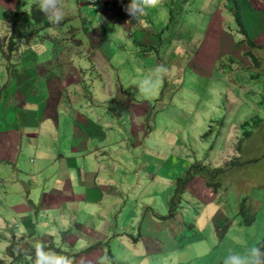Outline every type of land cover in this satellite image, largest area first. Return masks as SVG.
<instances>
[{
  "label": "rangeland",
  "instance_id": "obj_1",
  "mask_svg": "<svg viewBox=\"0 0 264 264\" xmlns=\"http://www.w3.org/2000/svg\"><path fill=\"white\" fill-rule=\"evenodd\" d=\"M218 1L166 0V17L160 6L156 7L154 13H148V17H143L142 11H137L132 16L125 11L129 1L126 5L119 4L118 8L116 4H105L103 0H60L63 22L53 23L43 12V15L35 20L36 15L31 13L32 8H39L35 0H0V109L3 110V105L16 109L14 115L11 110L8 113L5 111L0 113V157L10 150V161L3 159L0 162V181H2L0 182V201L4 205L21 204L20 209L27 208L35 230L44 233V226L48 228L45 233L51 230L57 231V225L61 219L55 211H48V216H43L41 213H36V217L34 215L39 206V195L50 191L44 183L58 175V166L55 162L41 161L40 150L34 153L29 152L21 145L22 140L19 138L21 120L17 114L21 106L16 103L22 96L32 98L38 94L37 80L39 78L34 68L55 74L66 68L85 69L87 78L79 77L77 84L67 88L63 80L58 81L63 92L61 103L64 97H72L69 101L70 104L74 103L71 110L79 111L83 103L79 99L86 98V102H90V99L100 100L105 98L106 92H111L108 89L98 90L94 84H91L90 79L99 78L96 71L109 70L112 67L121 79L113 76L116 81L113 92L120 87L127 90L126 94L120 91L121 95H130L133 99L146 102L148 109L144 113L148 112L153 105L156 109L163 110L165 131H172L174 138L172 143L178 144L186 154V156L178 155L174 153L175 151H171L170 157L174 155L188 160L183 168L172 171L176 174L171 194H174L176 177L192 174L185 184L193 178L198 179L190 183L189 193L193 198L185 196L187 191L184 187L178 196L174 208L179 212V219L173 215L163 218L173 234L177 236L179 243V234L185 238L186 243L180 245V249L191 243L202 246L203 244L226 245L225 253L230 255L229 258L232 250L233 256L251 258V247L264 236V46L260 45V48L254 43L255 46L251 48L252 54L260 59L259 65L254 64L251 57L244 54L248 48L247 44L243 53L239 54L238 62L242 66L231 65V61H227L230 65L225 62L224 65L229 66L230 70L226 71L225 81L221 83L220 89L213 83V79H211L212 86L216 87L209 88L208 79L203 76L211 78L212 74L205 68L197 70V73L202 76H194L197 79L191 78L190 70L187 68H194L191 64L193 60L203 58L205 63L211 64L218 58L222 61L226 54L236 53L239 49L240 45H232L226 41L225 36L232 38L234 30L238 31L230 8L233 7V3L244 2V0H221L219 3ZM217 4L223 10L218 16L222 17V23H226L221 34V43H212L211 39L205 37L201 41L193 40L196 28L191 23L193 19L189 14H194L196 8L206 7V14L213 16ZM238 6L243 8L244 15L249 13L247 3L246 6L243 3ZM144 7L146 6H142V10ZM250 15L255 22L259 21L258 14L250 13ZM142 17L147 24L140 26L143 29L138 31L141 32L132 34L137 21ZM119 18L121 21H118ZM148 21L153 25L151 26ZM147 26L156 30L158 37L166 36L165 44L161 42V39L159 41L154 39L153 33L146 28ZM254 31V29L250 30V32ZM243 37L246 41L249 36L243 35ZM162 43L165 45V57L162 55V50L157 54L155 52L160 50ZM133 49L137 51L138 57H141V53H146L142 56L147 57V62H151V58L154 59L156 68L152 74V77H155L152 86L149 85L150 81L144 85L143 81H139L137 85L125 84L124 79L128 76V69L131 66L138 68V61L132 55ZM100 53L108 56L109 61L99 56ZM4 66L7 68H3ZM248 72H250L248 82L237 79L238 75H248ZM256 73L259 77L251 78ZM186 76L189 77L188 80ZM21 78L26 81L24 82ZM52 78L53 75L48 80V85H53ZM148 78H150L149 74ZM225 84H233V94L236 87L246 91V93H243V90L237 92L235 100L228 98L226 91H223V100L231 115L224 112L226 105L221 103L222 99L219 95ZM25 85L29 86L24 92ZM82 89H86L87 92ZM111 98L113 97H106L105 101H108V105L114 103ZM201 101L205 103L202 104ZM121 104H123L122 101ZM132 108L136 106L131 105ZM208 108L210 111L204 113V110ZM124 109L126 110L125 105ZM243 109L248 110L247 116H250V119L236 123L232 119V117L238 118L234 112ZM255 117L262 119L258 125L254 122ZM201 119L205 121H200ZM7 125L11 127L5 129ZM244 129H249L251 133L242 134ZM55 136L56 133L48 138L46 143L50 142L51 145L52 138ZM50 153V150L44 151L42 157L50 156ZM30 155H34V162ZM196 160L205 164L208 171H193L190 164ZM214 168H222V171L217 172L213 170ZM210 175L214 176L211 178L213 181L220 182L217 190L207 184ZM10 181L20 182L22 190L7 184ZM28 190L35 192V197L31 198L34 202L29 200ZM244 196L248 198L249 211L255 215L254 222L250 225L243 223L248 219V213L237 214L242 201L240 199ZM252 199H257V202ZM163 200L166 204L169 198ZM159 205L151 202V207L155 210ZM3 217L10 220V217L17 218L18 214L11 210L5 212ZM197 217L201 219V223L195 224ZM182 220L189 226L182 224ZM130 233V230L126 232V234ZM46 235L48 238L53 237L46 243H55L54 239L58 237L55 234ZM18 236L20 238L24 235ZM58 239L62 243V235ZM19 240L11 242L19 244ZM25 240L30 247L43 245L37 244L35 240ZM243 242L245 245L247 243L250 245V248L245 247L244 252L239 246ZM231 243L233 246H230ZM44 246L48 247V253L45 252L48 255L57 254L54 248L64 249L61 245L52 243ZM3 250L0 256H5V249ZM15 252L18 253V250L15 249ZM31 258V252H29L17 255V260L20 259V262H10L7 259L4 262L26 264L32 262ZM56 260L65 261L61 257ZM211 260L212 256L209 255V261ZM195 262L198 261L192 260L190 264ZM119 263L123 264V262ZM39 264L42 263L39 262ZM67 264H75V262L71 260ZM198 264H204V262ZM223 264H234V262H223Z\"/></svg>",
  "mask_w": 264,
  "mask_h": 264
},
{
  "label": "crops",
  "instance_id": "obj_2",
  "mask_svg": "<svg viewBox=\"0 0 264 264\" xmlns=\"http://www.w3.org/2000/svg\"><path fill=\"white\" fill-rule=\"evenodd\" d=\"M121 1L123 0H103L105 4H116L118 8ZM236 3L238 5L243 3L245 6L246 3L248 4L249 13L244 15L243 8H240L248 36L259 47L260 45L264 46V0H244V2ZM159 6L164 10L163 14L166 17V0L154 7H144L143 17H148V13H154L156 7ZM219 12H223V10L217 4L213 16L206 14V7L196 8L194 14H189L193 19L191 23L196 28L193 40L201 41L205 37L211 39L212 43H221V34L226 23H222V17L218 16ZM250 13L258 14L259 21L255 22ZM119 15L121 16L120 12ZM143 17L137 21L132 34L141 32L138 31V29H143L140 26L147 24ZM118 21H121V18ZM60 22H63V19ZM146 28L151 30L154 39L157 41L161 39V42L165 44L166 36L160 38L157 36L156 30H152L149 26ZM252 29L255 31L250 32ZM225 37L226 41L232 45H240L236 53L226 54L222 61L218 58L211 64L205 63L203 58L193 60L191 64L195 69L187 66L193 79H197L194 76H202L197 73V70L205 68L209 71L212 74L211 78L203 76L208 79L209 88L212 86L211 79H213V83L220 89L221 83L225 81L226 71L230 70L229 66L224 65L225 62L231 61V65L239 66V54L243 53L246 46L242 33L237 30H234L232 38L227 35ZM138 40H141L140 35ZM144 40H148V38H144ZM161 50L165 57L163 43L160 50L155 51L156 54ZM136 54L137 51L133 49L132 55L138 61V68L135 69L131 66L128 69V76L124 79L125 84L131 86L143 81L144 85L150 81L149 85L152 86L155 78L152 77V74L156 68L154 59L151 58V62H147V57L142 56L146 53H141V57ZM99 56L103 59L106 58L107 62L109 61L108 56L102 53ZM227 63L230 65L229 62ZM34 69L39 78L37 80L38 94L32 98L22 96L16 103L21 106L17 112L21 120L19 138L22 140L21 145L29 152L34 153L36 150H40L41 161L57 163L58 175L45 181L44 186L50 191L39 195V206L35 210L34 217L37 216L36 213L48 216V211H55L61 222L57 225V231L51 230L45 233L48 228L43 226L44 233L40 232L33 228L32 217L27 213V208L20 209L21 204L4 205L0 201V254L12 240L16 241L21 238L19 246L14 247V256L7 258L6 255H2L0 260L20 262V259L17 260L18 253L28 254L30 252L31 247L25 240L28 239L35 240L37 244L52 243L64 248H56L63 252L56 251L58 256L57 254H54L55 256L42 254L41 260H39L42 264H65L71 260L75 264H120L119 262H123V264H190L192 260L198 261L195 264L200 262H204V264L234 262L231 259L233 250L230 258V255L225 253L226 245L203 244L202 246L191 243L180 249V245L186 243L185 238L179 234V243L177 236L173 234L163 219L169 215L179 219V212L169 213V201L173 196L171 190L176 174L172 171L183 168V165L188 163V160L181 157L174 155L170 157L171 151H175L174 153H178V155L186 156V154L178 144L172 143L174 139L172 131H165V123H163L165 122V112L163 110H158L153 105L148 112L144 113L148 109L146 102L133 99L130 95H121L120 91L126 94L127 90L120 89V87L113 92V87L116 85L113 76L121 79L117 72L110 67L109 70L96 71L99 78L90 79V82L98 90L108 89L111 92L105 91L107 93L105 98L100 100L90 99V102H86V98L79 99L83 102L79 111L74 109L72 111L71 106L74 103L70 104L69 102L72 97H64L61 103L63 92L58 81L63 80L68 88L77 84L79 77L87 78L86 70L66 68L55 74L38 68ZM7 70L9 71V69ZM148 74L150 78H148ZM249 74L250 72L248 75H238L237 79L248 82ZM52 75L51 83L54 86L48 85V80ZM188 78L186 76V80ZM226 79L228 78L226 77ZM23 81L26 80L23 79ZM228 81L230 80L228 79ZM28 86L25 85L24 92ZM224 90L227 97L233 100L236 99L237 92L243 90V93H246L244 89L236 87L235 94H233V84L223 85L219 95L222 99L221 103L224 105H226L223 100ZM82 91L87 92L86 89H82ZM109 96L116 97L118 100H114L112 105H108V101L105 100ZM201 103L205 102L201 101ZM131 105H135L136 108L131 109ZM2 108L0 113L3 111L8 113L9 110L13 115L16 113V109L7 108L5 105ZM208 110L210 111V108L204 110V113ZM224 112H230L227 111V105ZM234 114H237L238 118L231 117L236 123L250 119V116H247V109L238 110ZM10 127L7 125L5 129ZM55 133L56 136L52 138L51 145L50 142L46 143V140ZM47 150L51 151L50 156L42 157V153ZM9 151L7 150L4 156L0 157V162L3 159L10 161ZM30 156L34 162V155ZM194 180L198 179L193 178L184 186L187 191L185 196H189V198H193L189 193V188L190 183ZM7 184L22 190V184L18 181L15 183L10 181ZM23 193L25 194L24 191ZM28 194L30 195L29 200L34 202L31 198L35 197V192L28 190ZM239 197L240 195L238 199ZM165 198H169L166 204L163 200ZM252 200L257 202V199ZM151 202H154L155 205L160 204L158 209L155 210L151 207ZM11 210H14L18 217H10V220L5 219L3 214ZM194 222L195 224L196 222L201 223V219L197 217ZM182 224L187 225L183 220ZM135 228L137 229L134 230ZM128 230L131 231L130 234H126ZM21 234L24 236L18 238V235ZM46 234H55L58 237L62 235V243L59 242L58 237L54 239L55 243H46L47 240L53 239L52 236L48 238ZM230 246L233 244L231 243ZM239 246L242 248V252L246 246L250 248L249 243L245 245L244 242ZM15 249L18 250V253L15 252ZM209 255L212 256L211 261H209ZM60 256L65 261H57L56 258ZM36 262H32V264Z\"/></svg>",
  "mask_w": 264,
  "mask_h": 264
},
{
  "label": "trees",
  "instance_id": "obj_3",
  "mask_svg": "<svg viewBox=\"0 0 264 264\" xmlns=\"http://www.w3.org/2000/svg\"><path fill=\"white\" fill-rule=\"evenodd\" d=\"M123 2H127V0H125V1L123 0ZM230 10H232L231 15H232V18H233V22L238 27V31L240 33H242L244 36L248 37V32H247V29H246V26H245V23H244V20H243V16H242V14H240L239 6L236 3H233V7L230 8ZM32 14L36 15L35 20H38V18L41 16L40 14H37L36 10H34V12H32ZM243 42H245L247 44V46H248V48L244 52V54H246L247 56L251 57V60L254 62V64L259 65L260 59L257 56H254L252 54V52H251V48L255 46L254 42L249 37L246 39V41L243 40ZM71 75H73V74H71ZM257 77H259L258 73L254 74L251 78H257ZM111 100H113V99L111 98ZM253 119H255L254 122H256L257 125L262 121V119L259 118V117H255ZM242 132H243L242 134H244V135H249L251 133V131L249 129H244ZM190 168L193 171H195V172H197V170L201 171V172H204V170L208 171V168L206 167V165L203 164L199 160H196L195 162L191 163L190 164ZM213 170H216L217 172H220V171H222V168H214ZM191 177H192V174H187V175H184V176H181V177H176V179H175V187H174V194H173V196L171 197V199L169 201V206H170L169 211L171 212L170 214H172L175 211L174 207L176 205V201L178 200V196H179L180 192L182 191L185 182L188 179H190ZM212 177H214V176L210 175V178L207 179V184L209 186H212L214 188V190H217L220 187V182L218 180L213 181L211 179ZM175 197H177V198L174 199ZM247 199H248L247 196H244V197H242V199H240L242 201H240L239 210L237 211V214L240 213V212L248 213L249 214L248 219L245 222H243V223L245 225H250V224H252L254 222L255 215H253V213L249 211V208L247 206ZM17 245H18L17 242H14V243L11 242L5 249V255L8 256V257L14 256V247H16ZM256 246L260 249L261 253H264V236L257 242ZM54 249H56V248H54ZM37 251L40 252L39 260H41V255L44 254L45 252L48 253V247L44 246V245L31 247L30 252H31V257H32L31 261L32 262H35V261L38 260ZM56 251L59 252V253H63V252L58 251L57 249H56ZM18 254L22 255L23 253H18ZM260 260L264 261V256H261ZM32 262H27L26 264H29V263H32ZM0 264H9V263L3 262V260H0Z\"/></svg>",
  "mask_w": 264,
  "mask_h": 264
},
{
  "label": "clouds",
  "instance_id": "obj_4",
  "mask_svg": "<svg viewBox=\"0 0 264 264\" xmlns=\"http://www.w3.org/2000/svg\"><path fill=\"white\" fill-rule=\"evenodd\" d=\"M35 3L39 5V8H32L31 13L34 12V10H36L37 14H40L41 16L45 13L49 16L53 23H59L62 20L63 14L60 6V0H35ZM124 3L125 2L121 1L119 4L126 5V3ZM160 3L161 0H129L128 5L125 7V11L132 16L137 11H142V6L154 7ZM112 99L113 101L118 100L116 97H113ZM250 252L251 258L233 256L231 259L234 261V264H264V261L260 260V257L264 256V253H261L260 249L256 245L251 247ZM37 258V264H39V251H37ZM65 264H67V262H65Z\"/></svg>",
  "mask_w": 264,
  "mask_h": 264
}]
</instances>
